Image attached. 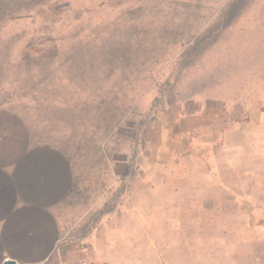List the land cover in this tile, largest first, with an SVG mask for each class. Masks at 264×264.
I'll return each instance as SVG.
<instances>
[{"label":"rangeland","instance_id":"obj_1","mask_svg":"<svg viewBox=\"0 0 264 264\" xmlns=\"http://www.w3.org/2000/svg\"><path fill=\"white\" fill-rule=\"evenodd\" d=\"M244 105L264 107V0H0V134L69 171L52 264H106L113 222L151 218L147 142Z\"/></svg>","mask_w":264,"mask_h":264},{"label":"crops","instance_id":"obj_2","mask_svg":"<svg viewBox=\"0 0 264 264\" xmlns=\"http://www.w3.org/2000/svg\"><path fill=\"white\" fill-rule=\"evenodd\" d=\"M180 123L168 139L147 142L151 218L113 222L123 239L99 237L104 263L264 264V107L198 106ZM32 152L21 135L0 134V264H52L63 236L69 171ZM119 244L130 245L125 262L114 258Z\"/></svg>","mask_w":264,"mask_h":264},{"label":"water","instance_id":"obj_3","mask_svg":"<svg viewBox=\"0 0 264 264\" xmlns=\"http://www.w3.org/2000/svg\"><path fill=\"white\" fill-rule=\"evenodd\" d=\"M3 264H18L17 263V261L16 260H14V259H11V260H9V261H6L5 263H3Z\"/></svg>","mask_w":264,"mask_h":264}]
</instances>
